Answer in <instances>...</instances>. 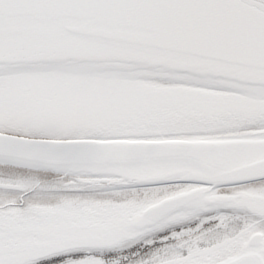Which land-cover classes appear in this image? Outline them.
Masks as SVG:
<instances>
[{
	"label": "snow or ice",
	"instance_id": "6c2138e0",
	"mask_svg": "<svg viewBox=\"0 0 264 264\" xmlns=\"http://www.w3.org/2000/svg\"><path fill=\"white\" fill-rule=\"evenodd\" d=\"M259 195L264 0H0V216L158 204L117 242L30 251L0 222V264H130L154 236L136 264H264Z\"/></svg>",
	"mask_w": 264,
	"mask_h": 264
},
{
	"label": "rangeland",
	"instance_id": "374dc122",
	"mask_svg": "<svg viewBox=\"0 0 264 264\" xmlns=\"http://www.w3.org/2000/svg\"><path fill=\"white\" fill-rule=\"evenodd\" d=\"M254 199L262 201L264 195L256 196ZM143 209L145 207L142 202L138 203L135 199L120 204L67 201L55 208L44 210L37 207L24 211L11 209L0 216V222L9 228L10 235L21 247L36 251L70 243H106L120 240L122 236L125 239L129 233L134 234L135 228L132 223ZM34 212H39L41 215L31 214ZM155 241V244L148 245V251L143 253L136 251L128 255L130 264L146 259L161 247L160 240ZM184 243L187 244L188 241ZM195 249L199 250L198 254L202 251L199 247ZM189 259L171 255L160 258L159 264H189ZM194 264L206 263L195 261Z\"/></svg>",
	"mask_w": 264,
	"mask_h": 264
},
{
	"label": "trees",
	"instance_id": "16d2710c",
	"mask_svg": "<svg viewBox=\"0 0 264 264\" xmlns=\"http://www.w3.org/2000/svg\"><path fill=\"white\" fill-rule=\"evenodd\" d=\"M136 201V200H135ZM95 202H101V203H103V202H112V201H95ZM126 202H128V201H126ZM69 203H75V202H71V201H69ZM37 208H39V207H37ZM13 209H15V208H13ZM40 209V208H39ZM11 210V209H10ZM44 210V209H43ZM128 227V226H127ZM130 235H133V234H130L129 233V236ZM123 237V236H122ZM120 238V240H122V239H124V237L123 238ZM158 238H160L159 236H154V237H149V238H146V239H155V240H157ZM119 240V239H118ZM118 240H115V241H113V242H116V241H118ZM136 251H139V252H145V251H148V245L145 243V241H140V242H138L136 245H134V246H132L131 247V249H129V250H126L125 251V254L128 256V255H130V254H132V253H134V252H136Z\"/></svg>",
	"mask_w": 264,
	"mask_h": 264
},
{
	"label": "water",
	"instance_id": "95a60500",
	"mask_svg": "<svg viewBox=\"0 0 264 264\" xmlns=\"http://www.w3.org/2000/svg\"><path fill=\"white\" fill-rule=\"evenodd\" d=\"M206 166H207V164H206ZM127 176H128L130 179H137V180L146 178V177H145V173H141V174H139L138 176H131V175H127ZM174 198H175V197H170V198H166V199L170 200V199H174ZM163 202H165V201H161L160 203H163ZM156 206H158V204H157V205L150 206L149 208H147V209H145L144 211H142V212L138 215V217L133 221V223H132V224H133V227H134L135 229L141 227L139 224L143 225V222H144V218H145L146 213H147L152 207H156ZM139 218H140V220H139ZM138 221H139V223H138Z\"/></svg>",
	"mask_w": 264,
	"mask_h": 264
},
{
	"label": "flooded vegetation",
	"instance_id": "af4514ba",
	"mask_svg": "<svg viewBox=\"0 0 264 264\" xmlns=\"http://www.w3.org/2000/svg\"><path fill=\"white\" fill-rule=\"evenodd\" d=\"M168 198H170V197H168ZM255 198V197H254ZM206 200H209V201H211V200H213V199H216L215 197H206L205 198ZM262 201H264V199L262 200ZM150 206H153V205H149L147 208H149ZM147 208H145V209H147ZM144 209V210H145ZM141 227H142V225L141 224H139ZM200 238L199 237H196V238H194L193 239V241H192V244H193V247L195 248V247H198L197 246V241L199 240ZM158 241L160 240V238H158L157 239ZM198 251L199 250H197L196 251V249L194 250V252H195V254L194 255H196V254H198ZM206 259V260H205ZM203 261H199V262H203V263H206V264H216V261L212 258V257H207V258H205ZM208 259V260H207ZM195 262V261H194ZM221 264H228V262L227 261H223V262H221Z\"/></svg>",
	"mask_w": 264,
	"mask_h": 264
},
{
	"label": "bare ground",
	"instance_id": "6f19581e",
	"mask_svg": "<svg viewBox=\"0 0 264 264\" xmlns=\"http://www.w3.org/2000/svg\"><path fill=\"white\" fill-rule=\"evenodd\" d=\"M120 171L123 174H125V175L138 176L139 174L145 173V171H148V170H143V171H130V170H127V169H120Z\"/></svg>",
	"mask_w": 264,
	"mask_h": 264
}]
</instances>
